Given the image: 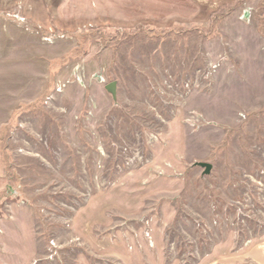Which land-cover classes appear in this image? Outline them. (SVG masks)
<instances>
[{
    "label": "rangeland",
    "instance_id": "rangeland-1",
    "mask_svg": "<svg viewBox=\"0 0 264 264\" xmlns=\"http://www.w3.org/2000/svg\"><path fill=\"white\" fill-rule=\"evenodd\" d=\"M0 35V261L252 264L264 0H0Z\"/></svg>",
    "mask_w": 264,
    "mask_h": 264
},
{
    "label": "crops",
    "instance_id": "crops-1",
    "mask_svg": "<svg viewBox=\"0 0 264 264\" xmlns=\"http://www.w3.org/2000/svg\"><path fill=\"white\" fill-rule=\"evenodd\" d=\"M5 30V29H4ZM7 32H5L4 34L6 35ZM4 38H2V36L0 35V40H2ZM10 50V44L8 43V40H6V42L4 43V45H2L0 43V70L2 68V66L6 67L7 66H12L11 63H10V56H8V51ZM13 69V68H12ZM11 69V70H12ZM8 70V68H7ZM33 78L35 80H43L42 78H44V73H38L36 72V75L33 74ZM4 85V88L1 87L0 88V94L4 92V90L6 91L5 93L8 95L9 94V88H8V85H11V86H16V82H10V80H6V82L3 84ZM14 92L16 91H12V94L14 95ZM4 93V95H5ZM13 98H11L12 100ZM0 101H2V99H0ZM13 102H16L17 104L19 103L17 100H12ZM21 102V101H20ZM17 104H14L10 101H7L5 104H1L0 105V112H1V108L4 109L6 111L7 108H11L12 110L16 108V105ZM11 110V111H12ZM4 174V166H3V163H2V160L0 158V177ZM11 221V222H9ZM6 223L7 226H9V224L11 225H19V227H24V229H22L23 231L24 230H29V227L31 226V219L27 217H25V219H21V218H15L13 216L9 217V219L7 220H4V222L2 224ZM28 230L26 231V233H23V238L21 239L22 240V246H20L21 248H23L24 252H25V255L24 257L22 258V256L20 255V263L22 262H27L29 261V256H28V249H26L29 245H28ZM26 237V238H25ZM12 239V238H11ZM26 247V248H25ZM245 253V252H244ZM10 255H14V254H10ZM17 255V254H16ZM245 257H247L246 255H243V254H240L239 253V256L238 254H235L234 256L230 255L228 258V262H234L236 263V260L237 261H242L244 262L245 261ZM9 258V257H8ZM244 258V259H243ZM250 259V261H252V264H264V241H261V244H260V248L259 250H252L250 252V254H248V257ZM249 259L247 261H249ZM8 260V259H7ZM9 261V260H8ZM0 262H4L3 264H9L8 262H6L5 260L3 261H0ZM10 264H13V263H10ZM251 264V263H250Z\"/></svg>",
    "mask_w": 264,
    "mask_h": 264
},
{
    "label": "water",
    "instance_id": "water-1",
    "mask_svg": "<svg viewBox=\"0 0 264 264\" xmlns=\"http://www.w3.org/2000/svg\"><path fill=\"white\" fill-rule=\"evenodd\" d=\"M106 89L112 96L115 95V84L114 83L109 84L106 87ZM199 167L204 169V175H209L210 174L211 166H209L208 164H200Z\"/></svg>",
    "mask_w": 264,
    "mask_h": 264
}]
</instances>
